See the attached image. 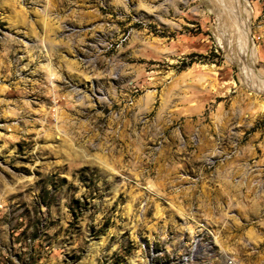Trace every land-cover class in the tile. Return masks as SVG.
<instances>
[{"label": "rangeland", "instance_id": "obj_1", "mask_svg": "<svg viewBox=\"0 0 264 264\" xmlns=\"http://www.w3.org/2000/svg\"><path fill=\"white\" fill-rule=\"evenodd\" d=\"M246 2L0 0V264H264Z\"/></svg>", "mask_w": 264, "mask_h": 264}, {"label": "bare ground", "instance_id": "obj_2", "mask_svg": "<svg viewBox=\"0 0 264 264\" xmlns=\"http://www.w3.org/2000/svg\"><path fill=\"white\" fill-rule=\"evenodd\" d=\"M242 2H243V10L246 12V17H245V22H244V24H242L241 25V28H244V30L246 31V34H247V24L249 23V16H250V14H251V12L253 11V9H252V7L251 6H249V4L246 2V0H241ZM243 26V27H242ZM248 36V35H247ZM249 38V37H248ZM250 40V39H249ZM252 42H251V40H250V47H252V44H251ZM254 58V57H253ZM252 58V60H254ZM253 62V61H252ZM251 62V63H252ZM263 107H264V104H263Z\"/></svg>", "mask_w": 264, "mask_h": 264}]
</instances>
